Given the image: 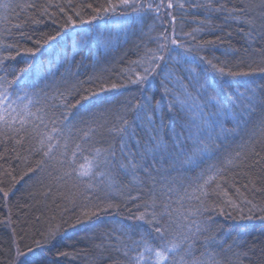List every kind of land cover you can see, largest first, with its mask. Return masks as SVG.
Listing matches in <instances>:
<instances>
[{"label": "trees", "instance_id": "1", "mask_svg": "<svg viewBox=\"0 0 264 264\" xmlns=\"http://www.w3.org/2000/svg\"><path fill=\"white\" fill-rule=\"evenodd\" d=\"M141 2L161 4V0ZM168 2L163 0L158 13L147 11L136 23L127 8L117 14L132 15L119 21L110 13L91 25L64 28L66 16L78 19L74 13L79 11L90 19L95 13L88 5L99 7L106 0H0V77L12 81L14 92L17 71L27 68L26 78L35 85L31 90L39 93L34 105L27 99L12 105L16 111L5 114L13 121L11 127L0 122V264H26V258L30 264H134L131 257L144 252V240L160 248L185 235L190 238L177 260L190 243L188 264L194 260L264 264V130L258 128L264 106H258L239 129L225 115L219 125L204 131L208 150L196 165L186 162L190 152L179 154L169 135L173 127L179 130L185 121L200 123L202 115L214 111V102L208 100L213 89L231 107L224 88L235 94L244 91L237 81L264 85V72L258 70L264 68V0H171V9ZM241 8L246 11H231ZM165 35L193 49L185 61H169L172 75L165 81L169 91L165 93L160 83L159 69L145 86L132 84L129 77L135 79L147 66L134 62L146 59ZM48 36L57 39L50 41ZM208 60L225 67L226 73L230 69L249 75L221 77ZM145 95L157 109L154 125L162 129L168 148L142 159L150 126L137 119L135 106L145 104ZM85 96L87 100L82 99ZM177 98L187 103H176L170 111L169 104ZM25 105L36 116L43 115L47 127L30 116L21 129L17 113ZM122 120L128 121L127 130L117 133L114 128L122 126ZM52 127L61 129L63 137L45 156L47 149L41 150L40 140ZM77 144L83 153L77 152L75 166L84 163L83 157L91 158L94 149L109 146L116 152L115 161L97 169L104 175L80 179L69 164ZM193 147L188 141L187 149ZM129 159L137 164L135 169ZM227 159L233 162L227 164ZM121 163L128 166L121 168ZM209 164L223 171L206 186L205 197L196 189ZM198 208L201 213L192 215ZM85 212L87 218L82 217ZM141 213L144 220L136 218ZM153 214L166 229L163 237L155 232L159 225L149 223ZM191 220L206 230L193 229L195 234H189L186 225ZM50 231L55 236L45 243ZM144 255L143 264L155 260L152 253Z\"/></svg>", "mask_w": 264, "mask_h": 264}, {"label": "snow or ice", "instance_id": "2", "mask_svg": "<svg viewBox=\"0 0 264 264\" xmlns=\"http://www.w3.org/2000/svg\"><path fill=\"white\" fill-rule=\"evenodd\" d=\"M163 5V0H161V4L155 5L153 7V4L148 3H142L141 0H106L105 4L100 5L99 7L93 8L91 4L88 5V8H91L93 12L95 13L90 19H84L81 16V13L79 11L75 12L74 15L78 19H74L72 15L66 16V21L62 27L68 28V27H75L78 23L79 24H88L91 25L94 20L96 19H103L105 16H108V14H113L115 16L116 20L119 21L121 17L128 18L132 14L128 13L126 11H121L119 14H117L118 9H127L131 8L132 13L135 14V16L132 18V22L136 23L141 21L147 11H155L159 12L160 8ZM180 7H183V4L179 5ZM7 7V5H5ZM167 7L171 9L173 7V3L171 0H169ZM211 7V5H209ZM223 8V5L220 6L219 9L215 10H221ZM63 11V9H61ZM231 11H239V12H245L246 9H233ZM171 15V14H170ZM231 15V12H230ZM233 19H237V17H231ZM109 19H112V16H109ZM172 22H175V17H172ZM251 23V21H248ZM193 31H200V29H194ZM59 33H57V36ZM185 35L191 36V33H185ZM57 36H48L47 40L55 41L57 39ZM195 39V37H193ZM77 44H79V41H76ZM199 47V46H198ZM29 53H32V55H35V53L32 51V49H27ZM150 55L147 56L146 59H142L141 61H135L134 63L138 64H146V67H143V74L137 73L135 79H131L129 77V80L132 84L141 85L142 87L146 85V83L149 81V78L153 76L154 73L157 72V69L160 70L161 73H163V78L161 79L160 83L164 87L165 93L169 91L167 88V85L165 84V81L169 79V77L172 75V70L169 67V61H175L176 63H180L181 61H185L186 58L193 53V49L185 47V45L177 40L174 36L173 38L169 39L167 35L163 36V42H158L156 49H149ZM175 53V55H173ZM201 60H204L203 57H200ZM207 64L210 65L213 72L218 73L221 77H224L225 75L231 76L233 78L241 77V76H248V72H233L230 69L225 72V67H217L216 64H213L211 60L207 61ZM31 67V65L29 66ZM256 69H253L255 71ZM260 72H264V68L258 69ZM189 71L194 72L195 69H190ZM27 68H20L14 79L16 80L15 85V91H10V88H12V81L6 80L4 77H0V108L3 109V114H0V122H3V124L7 127H11V123L13 122L12 119L6 118L5 114H9V109H11L13 112L16 111V109L12 108V105L16 103V101H22L27 99L28 105H34L38 103L39 101L35 99L39 96L38 92L32 91L31 89L35 87V85L30 84L27 80ZM254 82H241L237 81V84L240 87L244 88V91H239L234 94L232 93L228 88H224L223 92L225 96L227 97V100L230 101L231 107L229 106V103L221 102L220 99L217 98L216 89H213V94L208 95V100L214 102L213 103V109L214 111L207 113L206 115H202L200 118V123H193L191 121H185L179 125V130L177 128L173 127L170 130V137L172 140V145L178 150L179 154H185L186 151L190 152L189 155H187V161L188 163L197 164V159L199 156L204 154L208 150V144L205 142V138L202 137V133L208 129H212L214 126L220 124V118L228 115L231 116L232 119L235 121V128L239 129L242 125H247L248 123V117L251 116L252 113L255 112L256 108L258 106H264V85H255L251 86V84ZM112 88H116V84L111 85ZM146 91V87L143 89ZM259 90V91H258ZM15 96V99L12 97ZM82 99L87 100L88 97H82ZM145 104H137L135 106L137 110V119L138 120H146L149 128V139L148 142L144 145V151L141 153V158H144V155L150 152L154 151H164L168 148V143L164 139V135L162 133V129L160 127H156L154 125L153 121V115L156 113L157 109L156 107H153L151 104V97L145 95L144 96ZM79 103V101H77ZM176 103H179L181 106L185 105L187 103V100H180L177 98L172 103L169 104V110L174 111ZM28 105H25L24 109L21 110V112L17 113V117L19 118L20 128L23 129L24 126L28 123L27 117H35L40 121L41 124H45V127H47V124L45 123L44 116H36L35 113H33L29 108ZM140 113H143V115H140ZM10 115V114H9ZM52 124L55 125L56 121L53 119ZM128 125L127 120H122V126L114 128V131L117 133H125ZM39 125H37L38 127ZM222 127V125H221ZM258 128L261 130H264V119L259 121ZM223 130V128H222ZM91 131V130H90ZM55 134V135H54ZM85 137L89 136L88 132L84 133ZM63 137V131L61 129H58L57 127H52L51 133H44L41 140H40V147L41 150L47 149L44 151L45 156H50L53 149L59 145L60 138ZM56 141V143H53V141ZM207 140H211V135L207 136ZM188 141H192L194 147L191 150L187 149ZM139 144V141H137ZM203 145V147H201ZM64 147L67 148V142L65 141ZM123 147L124 144L122 142V151L123 153ZM77 152H80L81 155L83 153V149L81 148L80 144L76 145V151L72 153V159L69 161V164L72 165V172H74L78 178H91L94 175H104L103 171H97V169H101L103 167H107L111 165L116 158V152L115 150L109 146L108 148H96L93 151V154L91 158L89 157H83L84 163H80L78 166H75L77 164L76 161V155ZM130 157L134 156V154H129ZM240 153H236V157H239ZM233 161L231 159H227L226 163L231 164ZM128 164L131 165L133 169L137 167V164L133 162V159H129ZM128 165H125L124 163L120 164L121 168H126ZM198 166V165H197ZM147 171V169H145ZM223 171V168L217 167L216 165L209 164L208 168L202 171L198 177V179H202L203 183L198 184L197 191L201 193L203 196H207L206 186L211 184L216 178L220 175V173ZM210 173V174H208ZM66 175H71L72 173H65ZM217 188L220 187L219 184L216 185ZM199 199V197H197ZM248 203H251L250 201ZM232 206L235 208L236 205L233 203ZM108 208L116 207L115 205L108 204ZM167 207V206H166ZM253 208L256 206L253 205ZM259 210V209H258ZM202 209H196L195 212L192 213V215H198L200 214ZM221 211H223L221 209ZM251 211V210H250ZM94 214V213H93ZM89 215L88 212L82 213L83 218H87ZM139 220L145 219V214L141 213L138 217H136ZM155 222L156 225H159L155 227V232L160 234L161 237H163L165 228L163 225H160V221L157 219L156 214L152 215V220L149 221V223ZM187 227V232L189 234H195L199 233L202 230L201 224L197 222L196 220H191ZM193 229H195V233L193 232ZM58 230V229H57ZM55 236V231H50L48 234V237L45 239V243L48 242V239ZM189 235H185L183 239L176 241L173 240L170 242V244L167 247H155L150 241L144 240V252L152 253L154 254L155 260L152 262V264H164L165 261H168L169 264H188V261L185 259L186 256L191 254V244L189 243L188 248L184 250V255H179V259H175V257L179 254V250L181 249L182 245L185 241L189 240ZM40 243L39 241L37 242ZM31 251V249H29ZM144 252L138 253L137 255L131 257V260L134 262V264H143V262L147 259L144 255ZM169 253L173 254V258L170 259ZM126 256L128 255L127 251L124 253ZM18 255H24L23 253H20L18 251ZM60 255H68L67 253H60ZM26 264H30V262L27 261L26 258ZM192 264H205L204 261L194 260ZM207 264H211V262H207ZM216 264H219L217 261Z\"/></svg>", "mask_w": 264, "mask_h": 264}, {"label": "rangeland", "instance_id": "3", "mask_svg": "<svg viewBox=\"0 0 264 264\" xmlns=\"http://www.w3.org/2000/svg\"><path fill=\"white\" fill-rule=\"evenodd\" d=\"M20 256V255H19ZM19 257H17V259H18Z\"/></svg>", "mask_w": 264, "mask_h": 264}]
</instances>
